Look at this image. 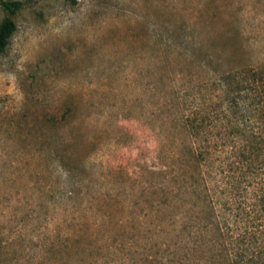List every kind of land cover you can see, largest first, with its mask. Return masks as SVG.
Instances as JSON below:
<instances>
[{"label": "rangeland", "instance_id": "rangeland-1", "mask_svg": "<svg viewBox=\"0 0 264 264\" xmlns=\"http://www.w3.org/2000/svg\"><path fill=\"white\" fill-rule=\"evenodd\" d=\"M10 1L0 264H123L153 245L187 115L264 66V0Z\"/></svg>", "mask_w": 264, "mask_h": 264}, {"label": "trees", "instance_id": "trees-1", "mask_svg": "<svg viewBox=\"0 0 264 264\" xmlns=\"http://www.w3.org/2000/svg\"><path fill=\"white\" fill-rule=\"evenodd\" d=\"M0 5L10 15L22 8ZM15 31L4 18L0 54ZM244 75L183 121L187 164L154 171L153 245L123 264H264V66Z\"/></svg>", "mask_w": 264, "mask_h": 264}]
</instances>
